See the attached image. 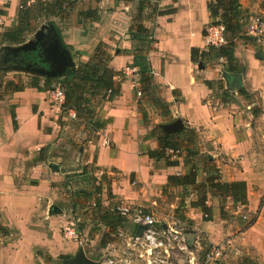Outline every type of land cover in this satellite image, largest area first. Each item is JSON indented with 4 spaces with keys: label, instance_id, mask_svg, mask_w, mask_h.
<instances>
[{
    "label": "crops",
    "instance_id": "crops-1",
    "mask_svg": "<svg viewBox=\"0 0 264 264\" xmlns=\"http://www.w3.org/2000/svg\"><path fill=\"white\" fill-rule=\"evenodd\" d=\"M21 1L0 0V33L16 20ZM212 1L157 2L158 7L174 8L175 13L145 21L154 41L146 53L154 89L141 98L136 95L141 90L138 72L123 74L133 61L134 42L128 29L135 4L83 0L87 8L98 11V21L78 24L76 13L53 19L63 43L77 53L79 62H87L99 43L108 46L112 56L108 66L118 73L114 78L118 93L111 101L94 100V118L105 123L96 133L74 121L73 111L53 109L47 91L30 87L29 82L23 83V91L7 93L0 100V225L7 230L6 235L0 234V264H62L80 248L98 261L99 253L108 246H118L117 240L100 245L110 231L103 218L118 211L114 205L142 208L154 218L167 208L177 209L182 200L184 204L195 202L194 190L187 195L189 188L167 186L170 176L186 173L184 152L177 158L170 156L176 166L146 154L158 149L150 132L176 119L181 120L182 130L167 135L170 140L194 148L198 152L194 162L206 158V166L209 163L217 170L219 182H244L247 203L227 199L220 213L218 198L208 194L209 220H203L201 209L189 205L185 208L190 221L169 214L172 221L163 223L162 229L177 232V224L191 226L195 233L192 240H185L187 248L202 234L210 246L225 248L222 264H264V203L260 205L264 196V26L257 47L236 43L231 64L212 55L193 62L192 49L208 50L202 32L211 21L206 5ZM239 4L251 16L250 21L264 17V0H239ZM224 73L240 75L241 88L228 91ZM219 81L224 89H218ZM224 90L225 103L221 101ZM154 100L167 107L163 109L166 120L160 124L155 119L160 112L155 115L152 111V107L158 109ZM191 132L194 143L188 144ZM69 133L73 142L68 144ZM78 138L82 142L79 148ZM51 164L58 172L52 171ZM206 166L199 168L197 183L204 181ZM101 173L102 184L95 193V180ZM94 200L96 207H92ZM243 212L255 215L250 227L251 220L248 224L241 221L247 219ZM73 216L79 223L82 246L63 237L62 230L74 221Z\"/></svg>",
    "mask_w": 264,
    "mask_h": 264
},
{
    "label": "trees",
    "instance_id": "trees-1",
    "mask_svg": "<svg viewBox=\"0 0 264 264\" xmlns=\"http://www.w3.org/2000/svg\"><path fill=\"white\" fill-rule=\"evenodd\" d=\"M80 1L83 0H34L33 3L28 4L26 0H22L16 20L9 29L0 33V47L23 43L26 34L32 32L33 23H39V25L41 23H52L54 25L53 19L68 18L73 13H76L78 24L98 21L99 14L96 9H77V4ZM152 1L155 3L151 4ZM158 1L160 0H114L115 6H118L119 3H124L125 5L135 4L136 7L135 16L132 17L128 29V35L130 36V40L134 42L131 67L137 68L139 75L138 86L142 90H140L141 94H151V90L154 89L151 67L146 55L150 45L154 41L152 39V30L145 25V21L154 18V16L172 15L175 13L174 8L158 7ZM176 1L173 0V2ZM150 8L152 11L146 14V11ZM206 8L211 19V26L222 25L224 27L226 45L218 48L209 46L206 52L192 49L190 54L193 62L199 58L203 60L212 55L213 57L224 59L227 64H231L234 60L233 50L238 41L252 44L255 47L258 46L255 38L246 35L251 16L241 8L239 0H215L207 3ZM55 31L62 47L70 49L63 43L58 28H55ZM204 33L205 30L202 32V35ZM145 43L148 46L143 48ZM111 59L112 56L109 53L108 46L104 43H99L87 62H79L74 67L67 68L65 75L57 79L56 85H59L64 92V102L61 110L63 112L73 111L75 113L74 121L89 128L92 133L98 132L105 126L104 122H99L94 118V100L100 97L105 101H111L118 93L114 82V78L118 76V73L111 70L108 66ZM4 74V71L0 69V90L2 92L0 100L7 93L24 90L22 82L4 81ZM40 82L39 78H31L29 86L37 90L48 91L55 81L43 79L42 87L39 86ZM207 85L211 86L212 84L207 82ZM217 86L218 89H224L222 81L217 82ZM225 93L227 92L224 90L221 97L223 103H225L227 97ZM153 102L160 110L167 108L159 100H154ZM156 131H158L157 136ZM149 137H156L158 141V149L156 151H147L146 154L149 158L165 160L167 165L176 166L178 163L176 161L170 162V155L167 156L166 152L179 151L180 154L177 157H180L181 153L184 152L185 163L188 165L187 171L182 176H170L167 186H182L194 190L197 198L195 202L190 203V206L201 209L206 220L210 219L211 213L210 207L206 205L208 194L218 198L220 213H223V202L227 199H231L234 204L246 205V185L244 182H219L217 170L213 166H209V163L207 167L208 161L204 158V165L207 167H204V169L206 168V172H208L204 181L197 183L199 168L193 159L197 157L198 152L194 148L191 149L187 146H182L180 143L172 142L170 136L163 134L160 129L152 130ZM186 142L188 144L194 143L193 132L187 135ZM98 191L99 188L96 187L95 193H98ZM184 205V200H182L179 207H183ZM181 219L182 217L180 216L179 220ZM103 221L106 222L110 231L102 238L101 247H105L107 243L115 241L113 239L107 240V238L112 234H116L117 230L125 222L124 218L116 211L113 212V216L103 218ZM254 221H250L248 226L250 227ZM135 230H137V226H135ZM135 230L134 232H136ZM0 234H7V230L1 225Z\"/></svg>",
    "mask_w": 264,
    "mask_h": 264
},
{
    "label": "built area",
    "instance_id": "built-area-1",
    "mask_svg": "<svg viewBox=\"0 0 264 264\" xmlns=\"http://www.w3.org/2000/svg\"><path fill=\"white\" fill-rule=\"evenodd\" d=\"M264 26V21H262L260 18H253L251 19L246 34L247 36H251L256 39V42L258 43L260 41V34L261 29ZM204 40L206 42L207 46L212 47H221L226 45V38H225V32L224 27L222 25H212L205 29V33L203 35ZM137 72V68L135 67H126L124 69L123 74L128 75L129 73ZM137 97L141 96L140 92H137ZM47 101L48 104L53 108L60 110L61 106L64 102V92L61 89L59 85H53L48 91H47ZM75 118V116H73ZM103 145H107V141L103 140ZM170 156L172 158H177V156L180 154L179 151H169ZM104 174L101 173L99 177L95 180L96 187H99L102 183V178ZM93 207H95V204H92ZM120 216L130 219L134 226L142 227L144 228V231L138 236L136 233L126 239L127 245L137 244L140 243V245L147 247V253L148 257H151L155 251H159L157 254L160 256L159 258H151L153 263H159V264H168L170 258L175 257V253L177 250L183 251L188 250L187 246L184 242V236L180 234L178 231H169V230H163L159 229L156 226V220L149 214H146L138 207H129V206H123L118 209ZM243 219H246L243 217ZM63 237L67 241H73L79 244V246H82V242L80 240V237L77 233V228L75 227V223L71 222L62 230ZM163 252V255H162ZM223 255V250L219 247H213L209 252L205 254V258H203V263L201 264H210L213 262H217L219 259H221ZM195 258H192L191 262L189 264H197L194 261ZM101 264H119L120 261L115 260H107V261H97ZM149 264H151V260L147 261ZM131 264V261H130Z\"/></svg>",
    "mask_w": 264,
    "mask_h": 264
},
{
    "label": "rangeland",
    "instance_id": "rangeland-1",
    "mask_svg": "<svg viewBox=\"0 0 264 264\" xmlns=\"http://www.w3.org/2000/svg\"><path fill=\"white\" fill-rule=\"evenodd\" d=\"M27 3L28 4H31L33 2L30 1V2H27ZM151 4H154L153 1L151 2ZM77 5L80 8L79 10H82V9H86L87 8L86 2L80 1V2H78ZM135 9H136V7H135ZM19 10H20V8H19ZM148 10L150 12L152 11L151 8L148 9ZM132 13H133L132 16H135V10L134 9H132ZM258 18H260V17H258ZM260 19L262 21H264V17H262ZM42 24H46V23H41L40 25H39V23H37V24L36 23H33L32 32L26 34L25 39H24L25 40L24 42H27L28 40L32 39L33 34L38 30V28ZM209 26H211V21H210V24L208 25V27ZM1 27L2 26H0V28ZM238 43H239V41H238ZM258 43H260V41ZM147 46L148 45L145 43L143 45V48L144 47H147ZM206 47L208 49L209 46L206 45ZM68 50L70 51V53H71V55H72V57L74 59L75 64L76 63H79V61H78L79 56L77 55V53L76 52H72L70 49H68ZM1 56H2V54H0V69H2L4 71V73H5L4 74V81L13 80L15 82H18L19 81V82H22V83H27V82L30 81L31 78H34V77L30 76V75H25V74H23L21 72H13V71H10V70H8V72H7L4 68L8 67L9 65H7V64L6 65H3L2 64V57ZM40 80L42 81L43 79H40ZM53 81H55L54 84H53L55 86L56 83H57V79H55ZM1 93L2 92L0 90V95H2ZM141 97H142V95H141ZM256 97H257L256 95L253 96L254 102H258V99H256ZM145 103H147L146 100H145ZM152 111H153V113L155 115H157V112H160V113L162 112L161 116H160V113H159V116L158 117H155V119L158 121V124H160V123H162V122H164L166 120L164 118V115H163V109L160 110V109H156L155 107L154 108L152 107ZM72 138H73L72 134L69 133L67 135L66 142L68 144L69 143H72L73 142V139ZM78 139H79L78 141H75L77 143V148H79L82 145L81 138H78ZM53 154H54V152H53ZM71 157H72V154L69 155V158H71ZM203 158L204 157L201 156L200 158L197 159L198 161L196 163V166H198V168H200V167L203 168V164H204V159ZM87 190H89V189H87ZM190 190H191V188L187 189V192H186L187 195H188V193H189ZM172 199H173L172 197L168 196V202H172ZM188 199L189 198L187 196V198L185 200H188ZM260 201H261L260 202V205L262 207V205L264 203V196L261 198ZM92 203L96 205V200H94ZM189 205L190 204L186 203L183 207L181 206V207H179L177 209L176 208L175 209H168L166 207L167 208L166 211L162 210L158 215H156V217H154L157 220L156 226L159 229H162V224L163 223H166L167 220L170 221V219H171V218H168V215L169 214L172 216V218H175V217L178 218V217L181 216V217H183L185 219H188V217L186 216V213L188 212V210L185 207L186 206H189ZM114 206H116V207L118 206L119 208L122 207L120 204L119 205L116 204ZM218 206H219V201H218ZM225 206H227L226 205V201L223 202V207H225ZM140 209L143 212H145L146 214H148L146 211H144L145 209H142V208H140ZM117 212L119 213V211H117ZM243 214L247 217L246 220H243L241 218V221H243V222H246L247 223L251 219H255L254 218L255 215H248L245 212H243ZM73 218H74V221L73 222L75 223V227L78 229V224L79 223H78V221H76L77 220L76 217L73 216ZM122 218H124V217H122ZM204 219H205V217H203V220ZM124 221L125 222L123 223L122 227L117 230L116 234H112V235H110L107 238V240L108 239H113L115 241L117 240L118 246H116V248L109 247L108 246L106 248V250H104L101 253H99L100 255L97 258L98 261L99 260H101V261H107V260L111 259V260H115V261H120L119 264H130V261H131V264H149L147 261L148 260H151V264H159V263H153V261L151 259V258H159L160 256L157 254L159 251H155V253H153L151 257H148V253L146 252L147 251V247L140 245V243H137L135 245L132 244L130 246L126 244V239H128L129 237H131L132 235H134L136 232H134V230H132L133 229V226H134V223L130 219L124 218ZM171 221H172V219H171ZM177 226H179V228H178L179 231L178 232L180 234H182L184 237H185V234H194L195 233L192 230V227L189 226V225H185L183 227H180V225L177 224ZM184 242H185V238H184ZM216 247H219V248H221L223 250V255H222L221 259L224 258V255H226L225 248L223 246H216ZM211 248H213L212 245L210 246L207 243V241L204 240V237L202 236V234H200L198 240L196 242H194V244L191 246V248H188V250H183V251L177 250V252L175 253V257L174 258H170L168 264H189V262H191L192 258H195L193 262H195L197 264H201V263H203V258H205V254L207 252H209L211 250ZM162 255H163V252H162ZM221 259H219L217 262H213V263H210V264H222L220 262ZM58 264H60V263L58 262Z\"/></svg>",
    "mask_w": 264,
    "mask_h": 264
},
{
    "label": "water",
    "instance_id": "water-1",
    "mask_svg": "<svg viewBox=\"0 0 264 264\" xmlns=\"http://www.w3.org/2000/svg\"><path fill=\"white\" fill-rule=\"evenodd\" d=\"M54 36L52 42H49ZM36 54L37 62L32 63L27 61L28 55ZM2 54V64L8 65L10 58L19 59L18 64L9 65L4 68L13 72H21L25 75H30L34 78L55 80L60 79L65 75L67 68L74 67L75 62L67 48L62 47L58 35L55 31V26L52 23L42 24L33 34L32 39L23 42L19 45H5L0 47ZM27 61V62H26ZM202 69V64H198ZM222 79L225 82V88L230 92H235L241 88L240 75L222 74ZM161 130L166 135H172L182 130V122L176 119L170 124L160 125ZM53 172H58V167L51 164L49 166ZM144 228L138 227L136 235H140ZM191 234H185V240H192ZM62 264H101L100 262L88 258L82 248L76 254L64 260Z\"/></svg>",
    "mask_w": 264,
    "mask_h": 264
},
{
    "label": "flooded vegetation",
    "instance_id": "flooded-vegetation-1",
    "mask_svg": "<svg viewBox=\"0 0 264 264\" xmlns=\"http://www.w3.org/2000/svg\"><path fill=\"white\" fill-rule=\"evenodd\" d=\"M53 39H54V36L53 37H51V39L49 40V42H52L53 41ZM36 54L34 53V54H32V55H28L27 57V61H31L32 63H35V62H37V64H40L39 63V60L36 58V56H35ZM19 59H16V58H10L9 59V62H8V65H15V64H18L16 61H18ZM26 61V62H27Z\"/></svg>",
    "mask_w": 264,
    "mask_h": 264
}]
</instances>
